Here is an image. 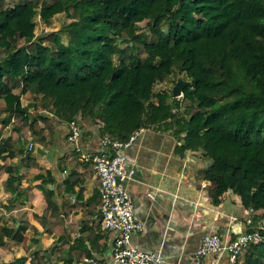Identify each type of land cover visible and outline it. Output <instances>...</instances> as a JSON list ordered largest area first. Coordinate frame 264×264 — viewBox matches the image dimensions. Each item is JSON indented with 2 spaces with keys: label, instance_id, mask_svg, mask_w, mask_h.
Masks as SVG:
<instances>
[{
  "label": "trees",
  "instance_id": "trees-1",
  "mask_svg": "<svg viewBox=\"0 0 264 264\" xmlns=\"http://www.w3.org/2000/svg\"><path fill=\"white\" fill-rule=\"evenodd\" d=\"M61 14L70 19L61 30L36 33L37 19L50 24ZM180 78L191 85L175 98ZM0 116V173L10 175L13 204L23 175L8 160L37 169L34 144L51 149L56 125L83 117L101 125L102 138L120 141L142 128L173 129L181 157L203 152L212 161L201 177L211 183L213 202L232 190L257 224L264 220V0H37L0 7ZM78 164L76 152L61 159L67 193L84 185L74 203H58L47 179L35 176L47 208L34 219L57 242L48 256L35 251L31 264H53L59 247L69 252L67 264H83L109 247L110 236L95 222L100 195L82 199L86 185L100 180L78 172ZM26 229L40 235L21 222L2 228L0 247L14 231L22 241ZM238 264H264V241L247 247Z\"/></svg>",
  "mask_w": 264,
  "mask_h": 264
},
{
  "label": "crops",
  "instance_id": "crops-1",
  "mask_svg": "<svg viewBox=\"0 0 264 264\" xmlns=\"http://www.w3.org/2000/svg\"><path fill=\"white\" fill-rule=\"evenodd\" d=\"M80 120L83 130L81 138L83 149L87 152L99 151L102 139L101 125H95L83 117ZM56 127L60 135L50 139L51 149L34 144V139L28 130L23 133L24 137L34 144L33 154L38 163L37 169L24 163L22 159L8 160L10 166L20 170L23 181L19 187L20 201L14 203L12 209L5 208V210L20 217L19 220H15V228L18 229L21 222L31 223L37 227L40 235H36L31 229L23 230L24 239L17 241L21 244L20 249L23 254H18L16 258L13 255L12 259L6 263L19 259L24 260L25 264H31L33 256L21 257L26 254L25 244L29 234L30 243L36 239L35 235L37 239L32 241L31 245L28 244V250L31 247L32 250H37L40 245L41 249L49 252L51 248L46 250L47 248L51 245H53L52 248L56 246L57 237L43 233V227L34 219L35 214L42 215L47 208L44 192L37 187L42 182L36 180V175H43L47 179L50 190L55 192V199L60 204L65 201L74 203L84 186L81 184L76 186L75 189L78 192L76 195L67 193L64 181L68 172H62L61 159H72L74 151L67 141V124H57ZM170 131L172 132L166 139H164L166 131L164 136L162 132L153 131L146 136V139L143 136L129 151L136 169L137 181L128 188L135 202L137 218L146 228L143 233L133 236V245L144 251H161L164 264H194L193 256L203 236L218 231L223 237L234 240L238 235L248 232L246 220L249 210L243 207L240 195L232 191L227 192L221 197L220 202L215 204L210 196L211 183L202 180L201 177L203 171L212 165V161L203 155V152H189L181 157L182 152L177 150L179 143L177 139L172 141L176 136L173 130ZM0 165L4 166L1 160ZM76 170L80 173L86 170L92 171L86 164H78ZM9 178L10 175L7 172L0 173V185L6 183ZM5 179L7 180L3 182ZM29 191H32L31 194L34 196L32 201H30L31 194L27 195ZM97 194H99L98 186L92 183L86 185L82 199L88 202ZM40 196L44 197L45 203ZM81 214V210L75 212V216ZM25 215L27 219L23 218ZM257 223L264 224V220ZM5 227L10 226L7 224ZM8 229L13 230V228ZM14 235L15 231L10 237H5V246L10 239H14ZM108 235L111 238L108 249L96 252V256L106 261H109L112 252V236ZM72 238L74 240V235ZM57 253L60 254L58 263L51 262L67 264L70 259L68 250L62 248ZM74 258H78V255L75 254ZM203 264H229V257L228 255L210 256L203 261Z\"/></svg>",
  "mask_w": 264,
  "mask_h": 264
},
{
  "label": "built area",
  "instance_id": "built-area-1",
  "mask_svg": "<svg viewBox=\"0 0 264 264\" xmlns=\"http://www.w3.org/2000/svg\"><path fill=\"white\" fill-rule=\"evenodd\" d=\"M145 132L146 129L142 128L127 141H120L105 134L100 150L87 152L80 143L82 131L78 121L69 123V143L81 154V163L89 165L100 180V215L95 218V222L100 224L102 233L112 236L109 261L88 257L85 258V264H164L161 251H144L133 245V236L143 233L146 228L137 218L135 202L128 188L137 181L136 169L129 151L136 146ZM32 147L33 144H30L29 149ZM246 225L254 227L256 231L240 234L234 240L223 237L218 231L203 236L194 253L193 263L203 264L210 256L228 255L229 264H238L247 247L264 241V224H255L252 210L248 211Z\"/></svg>",
  "mask_w": 264,
  "mask_h": 264
},
{
  "label": "rangeland",
  "instance_id": "rangeland-1",
  "mask_svg": "<svg viewBox=\"0 0 264 264\" xmlns=\"http://www.w3.org/2000/svg\"><path fill=\"white\" fill-rule=\"evenodd\" d=\"M25 1H37V0H0V7L1 8H8V7H12L16 4H19V3H22V2H25ZM37 22V29H36V33L38 35H47L49 33H52V32H57L59 30H61L65 25H67L69 22H70V19L67 18L64 14H61L55 18H53L51 20V23L50 24H46L42 21H40L39 19L36 20ZM146 23H142L141 26L142 27H145ZM63 41L64 42H68L69 41V37L68 36H65L63 35ZM172 86V81H170L168 84H162L160 85L159 87H157V91L158 90H162L164 88H169ZM174 88V86H173ZM1 117V116H0ZM172 128H176L175 127V124L172 123L171 124ZM3 126L1 125L0 123V129H2ZM173 130V129H172ZM58 131V134L57 136L60 135V131ZM24 132H27V129H23V133ZM153 131H148V133L144 134V139H146V136H148L149 134H151ZM172 131H166L165 133V136L163 135L164 132L162 131V135L164 136V139H166V137L170 136V133ZM83 135V134H82ZM172 141H176V137L173 138ZM177 143V142H176ZM1 160V159H0ZM2 161V160H1ZM45 165V164H44ZM7 179H5L3 182H5ZM8 185H7V181L6 183L0 185V224H1V227H0V231L2 230V228H5V226H10V227H7V228H13L15 229V220L16 219H20V217H16L14 215V213H9L5 210V208H13V203H12V200H13V196L14 194H12V192H10L8 190ZM40 198L43 200L42 202H44V197L40 196ZM45 203V202H44ZM40 206V205H39ZM12 216V217H11ZM23 218L25 219L26 218V215L23 216ZM14 219V220H12ZM27 219V218H26ZM36 221V220H35ZM4 226V227H3ZM36 239H37V236L35 235ZM36 239H33L32 241H36ZM10 242L5 246H1L0 247V264L4 263V262H7V261H10L14 255V258H16V256H18V254H23L22 250L20 249V246L21 244L17 242V240L14 241V239H10L9 240ZM31 241V243H32ZM30 243V234H29V237L27 239V243L25 244V250H26V254H24V256H21V257H32L34 255V252L35 251H40L42 252L41 255H44V256H48V251H45L43 250V248L41 249V246L38 245V248L37 250H32V247L28 250L27 247H28V244L31 245ZM53 245H51L49 248H47L46 250H51L54 248H52ZM61 247H59V249H57L55 252V255L52 256V262L53 263H58V255H60L59 253H57V251L59 252ZM17 251V253H16ZM31 263V262H30Z\"/></svg>",
  "mask_w": 264,
  "mask_h": 264
},
{
  "label": "water",
  "instance_id": "water-1",
  "mask_svg": "<svg viewBox=\"0 0 264 264\" xmlns=\"http://www.w3.org/2000/svg\"><path fill=\"white\" fill-rule=\"evenodd\" d=\"M191 83L185 81L184 79L180 78L177 81V84L173 88V95L175 98H180L183 96V92L187 86H190Z\"/></svg>",
  "mask_w": 264,
  "mask_h": 264
},
{
  "label": "clouds",
  "instance_id": "clouds-1",
  "mask_svg": "<svg viewBox=\"0 0 264 264\" xmlns=\"http://www.w3.org/2000/svg\"><path fill=\"white\" fill-rule=\"evenodd\" d=\"M183 97V96H182ZM182 97H180V98H182ZM80 118L81 117H79L78 119H76V121H78V123H79V125H80V127H81V120H80ZM74 121V120H73ZM72 122V121H71ZM70 123V122H69ZM69 123L67 124V129H68V131H67V141H68V133H69ZM144 129H146V128H144ZM81 131H82V134H83V130H82V127H81ZM147 131H149L148 129H146V132ZM145 132V133H146ZM144 133V134H145ZM81 138H82V136H81ZM101 141H102V139H101ZM68 143H69V141H68ZM80 143H81V141H80ZM70 144V143H69ZM71 145V144H70ZM100 145H101V143H100ZM72 147H73V145H72ZM83 148V147H82ZM84 150V149H83ZM73 151H74V153L76 152L75 150H74V147H73ZM77 153V152H76ZM80 157H81V154H80ZM80 164L82 165V163H81V161H80ZM99 187V186H98ZM230 191H232V190H230ZM98 224V223H97ZM258 224V223H257ZM99 225V228H100V224H98ZM107 234H109V233H107ZM112 251V250H111ZM92 257H98V258H101V257H99V256H92ZM86 258H88V257H86ZM241 258V257H240ZM239 258V259H240ZM104 260V259H103ZM51 261V260H50ZM85 261V260H84ZM83 264H85L84 262H83Z\"/></svg>",
  "mask_w": 264,
  "mask_h": 264
}]
</instances>
